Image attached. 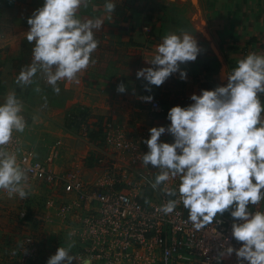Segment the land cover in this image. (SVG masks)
Listing matches in <instances>:
<instances>
[{"label": "clouds", "instance_id": "9594fccd", "mask_svg": "<svg viewBox=\"0 0 264 264\" xmlns=\"http://www.w3.org/2000/svg\"><path fill=\"white\" fill-rule=\"evenodd\" d=\"M90 3L92 0H43L34 9L26 32V39L34 42L32 59L21 67L15 81L18 85L31 84L37 73L57 94L61 91L58 82L79 83L78 73L95 62L92 53L99 42L94 30L104 24L100 17L79 15L78 10ZM115 8V0H104L109 19ZM200 51L194 34L169 32L148 59L155 67L140 68L136 76L148 82L145 88L149 92L150 85H161L175 72L187 79L180 65L194 61ZM226 75V84L192 93L187 106H172L167 112L170 123L149 129L150 137L144 141L148 151L139 158L142 165L158 169L151 183L154 190L159 188L169 197L179 194L178 199L170 198L159 207L163 214L173 213L182 202L193 227L200 230L230 210L232 236L242 244L238 248L222 244L217 261L235 252L238 264H264V210L249 208L264 201V103L258 96L264 93V53L249 52ZM125 90L124 83L117 85V91ZM140 99L150 102L153 96ZM23 107L15 90L0 102V189L20 198L28 195V173L16 152L5 146L13 132L26 128ZM166 131L173 136L172 142L160 140ZM176 177L178 188L169 187L167 182ZM73 246L74 241L59 246L46 264H71L74 259L77 264H92L93 257L73 254Z\"/></svg>", "mask_w": 264, "mask_h": 264}, {"label": "crops", "instance_id": "0c3cea01", "mask_svg": "<svg viewBox=\"0 0 264 264\" xmlns=\"http://www.w3.org/2000/svg\"><path fill=\"white\" fill-rule=\"evenodd\" d=\"M116 8L111 19L104 10V0H92L87 8L81 7L82 18L100 17L104 24L96 29L98 47L92 53L94 63L78 73L79 83L60 81V93L52 90L44 77L37 73L33 82L18 85L16 77L22 66L32 59L34 42L26 39L30 28L28 17L43 0H0V102L15 90L23 102L26 128L20 136L35 147L39 157H45L48 148L57 139L63 143L61 156L55 167H77L85 178L98 172L93 156L98 147L83 136L78 127L69 123L68 114L83 109L97 121L109 119L144 142L143 130L167 125L168 110L174 105L187 106L192 93L213 89L227 83L219 79L220 62L202 33L193 22L195 7L191 0H115ZM201 17L217 46L226 74L236 66L238 59L249 52L264 53V0H198ZM188 31L194 34L200 53L194 61L180 65L187 79H180L179 72L171 74L161 85H150L137 78L143 67H155L148 59L156 54L161 38L169 32ZM124 83L126 90L117 91ZM39 89V90H37ZM151 94L153 100L163 104L165 111L151 110L150 103L140 97ZM160 140L172 142L167 131ZM154 178L158 172L151 165ZM28 183H33L28 179ZM224 213L230 214V210ZM9 257V256H8ZM0 251V264H4ZM8 263V262H7Z\"/></svg>", "mask_w": 264, "mask_h": 264}, {"label": "built area", "instance_id": "2783aa9c", "mask_svg": "<svg viewBox=\"0 0 264 264\" xmlns=\"http://www.w3.org/2000/svg\"><path fill=\"white\" fill-rule=\"evenodd\" d=\"M258 96L264 103V93ZM150 108L157 113L165 111L156 100ZM67 117L89 138V131L95 126L89 112H72ZM101 126L103 143L92 159L98 172L92 178H85L77 167H55L63 145L60 139L49 146L45 157H39L34 146L13 132V139L5 147L16 152L28 179L63 192V199L47 200L43 213L30 215L23 205L18 211L20 220L27 225L35 219L40 221L48 237L47 225L56 219L65 229L64 237L74 241L72 253L93 257L92 264H238L235 252L220 261L215 259L222 244L235 248L242 244L232 236L234 218L227 213L218 214L211 223L196 230L182 202L173 213L160 212L159 207L168 199L179 198L178 192L169 197L151 187L154 171L151 164L144 166L139 158L148 151L140 138L109 119H103ZM143 134L150 137L147 129ZM167 184L178 188L179 178L170 179ZM249 208L264 210V201ZM39 249L35 235L24 229L15 264H46L39 261ZM71 264H77L76 260Z\"/></svg>", "mask_w": 264, "mask_h": 264}, {"label": "rangeland", "instance_id": "374dc122", "mask_svg": "<svg viewBox=\"0 0 264 264\" xmlns=\"http://www.w3.org/2000/svg\"><path fill=\"white\" fill-rule=\"evenodd\" d=\"M75 113L88 115V112L83 109ZM69 123L71 124L70 120ZM101 135L102 139L100 141L91 140L98 148H101L103 143V132ZM28 184L30 187L25 198H20L17 194L10 196L0 189V251L3 253V261L5 259L4 264H15L19 256L18 248H21L24 229L32 231V234L37 238L38 247L40 246L38 257L40 262H47L49 256L54 254L59 246H66L64 244L69 242L62 234L65 231L64 227L56 219H53L47 225V230L50 232L48 237L45 236L46 232H44L40 221L35 219L32 224L27 225L20 220L18 211L23 205L26 206L30 215H36L40 212L43 213L48 199L51 198L56 201L63 199L61 189L54 191L43 182ZM52 192L59 193L60 196L52 194Z\"/></svg>", "mask_w": 264, "mask_h": 264}, {"label": "water", "instance_id": "95a60500", "mask_svg": "<svg viewBox=\"0 0 264 264\" xmlns=\"http://www.w3.org/2000/svg\"><path fill=\"white\" fill-rule=\"evenodd\" d=\"M193 6L195 7L194 10V14H193V22L194 25L196 26L197 30H199L202 35L204 36L205 40L208 42L211 50L213 51V53L215 54V56L217 57V59L220 62V69H219V79L221 81H224L226 78V65L224 63V60L217 48V46L215 45L213 39L211 38V36L209 35L206 26H205V21L203 20V18L201 17V13H200V9H199V5H198V0H191Z\"/></svg>", "mask_w": 264, "mask_h": 264}, {"label": "trees", "instance_id": "16d2710c", "mask_svg": "<svg viewBox=\"0 0 264 264\" xmlns=\"http://www.w3.org/2000/svg\"><path fill=\"white\" fill-rule=\"evenodd\" d=\"M101 118H98L97 121H95V126L89 131V138L92 141H100L102 139V123Z\"/></svg>", "mask_w": 264, "mask_h": 264}]
</instances>
